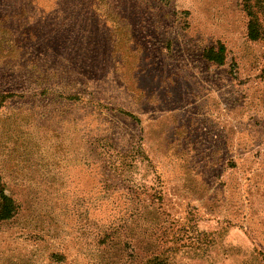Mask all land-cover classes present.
<instances>
[{"label":"rangeland","instance_id":"374dc122","mask_svg":"<svg viewBox=\"0 0 264 264\" xmlns=\"http://www.w3.org/2000/svg\"><path fill=\"white\" fill-rule=\"evenodd\" d=\"M248 3L0 0V264H264Z\"/></svg>","mask_w":264,"mask_h":264},{"label":"trees","instance_id":"16d2710c","mask_svg":"<svg viewBox=\"0 0 264 264\" xmlns=\"http://www.w3.org/2000/svg\"><path fill=\"white\" fill-rule=\"evenodd\" d=\"M246 9L250 16V21L248 24V36L252 40H258L263 37L264 34L259 18L256 17L254 11L252 10V5L249 3L246 5ZM225 52V46L220 44L217 50L210 48L206 52V57L218 64H223L225 60ZM17 210L18 204L15 199L6 192V185L3 182L2 176L0 174V222L13 217L17 213ZM145 264H164V261L155 257Z\"/></svg>","mask_w":264,"mask_h":264}]
</instances>
